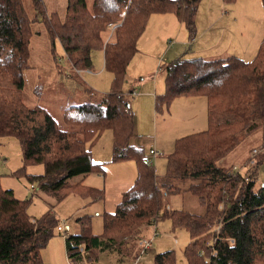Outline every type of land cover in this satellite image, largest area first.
Returning a JSON list of instances; mask_svg holds the SVG:
<instances>
[{
  "label": "trees",
  "instance_id": "1",
  "mask_svg": "<svg viewBox=\"0 0 264 264\" xmlns=\"http://www.w3.org/2000/svg\"><path fill=\"white\" fill-rule=\"evenodd\" d=\"M199 1L66 0L59 16L48 11L43 0H0V137H14L24 161L12 174L24 175L40 192L61 199L72 178L101 171L102 163L91 160L90 146L106 128L113 136L112 160L136 161L134 181L122 192L115 210L103 215L101 234L91 232L88 217L75 219L79 230L64 240L72 264H89L97 260L95 252L105 250L137 254L144 227L160 219H168L172 229L187 231L185 264H264V186L256 187L264 157L256 159L247 180L239 173L232 175L231 164L225 161L257 129L262 130L264 143V35L250 60L191 56L165 65L162 99L168 106L167 98L173 95L203 96L206 127L176 141L165 156L162 175L146 164L143 148L129 142L134 134L132 90L123 92L122 83L137 38L149 15L165 12L184 22L193 38ZM261 4L264 8V0ZM40 24L54 60L63 63L64 58L65 64L85 70L92 64V51L102 49L104 69L111 73L109 92L98 101L64 107L62 124L38 102L31 107L23 100V72ZM112 25L113 38L105 41ZM56 40L63 49L60 59L54 54ZM39 163L41 173H26L25 166ZM85 194L101 197L95 188H87ZM187 194L200 211L169 206L172 195ZM30 202L31 197L17 198L0 184V264H47L40 249L58 219L48 210L31 217ZM153 264H175L174 251L155 254Z\"/></svg>",
  "mask_w": 264,
  "mask_h": 264
},
{
  "label": "rangeland",
  "instance_id": "2",
  "mask_svg": "<svg viewBox=\"0 0 264 264\" xmlns=\"http://www.w3.org/2000/svg\"><path fill=\"white\" fill-rule=\"evenodd\" d=\"M43 1L48 11H55L59 16L64 14L66 0ZM245 2L249 4L247 10H244ZM32 14L33 11L30 15ZM156 15H149L143 32L137 38V50L127 65L122 90H133L129 100L133 113L134 134L129 142L139 144L145 156L150 147L156 148L161 156L156 159L154 169L158 174H163L165 156L174 150L176 141L182 136L203 130L206 126L203 96L197 99L173 95V98H167L169 103L166 105L167 101L162 99L165 92V65L181 57L202 56L207 60L229 55L240 57L242 53H238L239 50L242 52L245 49L246 53L241 55L243 59H252L256 50L253 52L251 48L253 45L257 46L264 35V8L261 0H235L223 6L215 0H202L195 12L194 36L191 39L185 23L175 15L174 22L169 18L171 14ZM115 27L116 25H112L107 29L104 40L113 38ZM39 30L41 33L31 39L29 66L23 72V97L31 107L37 102L41 104L52 113L59 124H62L64 107L98 101L102 93L109 92L111 73L104 69L102 49L92 51L91 71L79 69L77 72L71 70L68 62L65 64L64 58L63 63L54 60L41 24L38 26ZM54 51L60 59L63 49L58 40L55 41ZM75 76L79 77L73 79ZM36 90L40 92L39 95L35 93ZM152 92H155V95H152ZM186 101L195 103L190 107ZM262 145V130L257 129L248 135L246 140L237 146V151L232 153L234 155L230 158L227 156L225 161L231 164L230 169L235 164H244L250 176L256 159L264 157V150L250 157L252 149ZM90 155L94 163H102V170L95 169L85 176L72 178L71 185L67 187L63 197L56 200L40 192L36 184L33 185L37 190L32 189L31 183L24 175L12 174L24 164L22 150L14 137H0L1 188H12L17 198L31 197L32 202L27 208L30 215H42L48 210L56 219L69 223L73 233L79 230L75 219L86 216L90 220L91 232L101 234L103 215L115 210L122 192L133 183L137 168L134 159L112 160L113 136L108 128L102 130L93 141ZM245 156H248L247 159ZM251 160L254 161L252 164ZM25 171L39 174L43 171V165H27ZM261 185L264 186V159L257 169L256 187ZM87 188L98 189L101 191V197L94 199L86 195ZM172 197L169 202L171 208L187 212L200 211L192 196L187 194ZM160 221L161 219L156 225L157 234L153 236L150 247L144 253L139 251L135 254L134 250L130 255H126L116 250L94 251L97 260L88 263L133 264L138 259L137 264H153L155 254L173 250L175 264H185L183 248L189 239L187 231L184 228L172 229L168 219H163L162 223H159ZM151 232L152 227L145 226L140 238L149 237ZM138 242L137 247L140 248ZM40 256L47 264H69L64 236L56 230V226L41 247Z\"/></svg>",
  "mask_w": 264,
  "mask_h": 264
},
{
  "label": "built area",
  "instance_id": "3",
  "mask_svg": "<svg viewBox=\"0 0 264 264\" xmlns=\"http://www.w3.org/2000/svg\"><path fill=\"white\" fill-rule=\"evenodd\" d=\"M71 70H74L77 72L79 71V69L75 67H71ZM262 150H264V143L262 146H259L258 148H253L250 157H254V155L258 153V151H262ZM159 155L160 153L156 148L150 147L148 150L147 156H145L144 158L146 164L154 168L156 159L159 157ZM253 162H254L253 160L250 161L251 164ZM245 169H246V166L244 164H235L230 169V173L232 175L239 173L242 175V177L245 180H247L249 178V174H248L247 169L246 170ZM31 188L34 190L35 189L37 190V188H35L33 184H31ZM31 194H33V192ZM167 208H169V206H167ZM157 224L158 222L154 221L152 225H150V227H152V232L149 237H143L139 240L138 244L140 246V250H139L140 253H144L150 247L153 236L157 234V231H156ZM56 230L64 236V240L67 238L68 235L73 233L70 225L65 223L64 221H61L60 219L58 220V223L56 225ZM81 250H82V247H80V251ZM137 261L138 259H136L133 264H137ZM69 264H72V262L69 261ZM89 264H95V263H89Z\"/></svg>",
  "mask_w": 264,
  "mask_h": 264
},
{
  "label": "crops",
  "instance_id": "4",
  "mask_svg": "<svg viewBox=\"0 0 264 264\" xmlns=\"http://www.w3.org/2000/svg\"><path fill=\"white\" fill-rule=\"evenodd\" d=\"M200 1H202V0H200ZM200 1H199V3H198V7H199V5H200ZM216 1V3L218 4V2H219V4H221L222 6L223 5H225V2L223 1V0H215ZM237 2V1H236ZM229 4V3H228ZM248 5L249 4H247V2H245V7H244V10H247L248 9ZM153 14H157L156 16H161V15H163V14H171V15H169V18H171V22H174L175 21V16H174V14L173 13H171V12H165V13H152L151 15H153ZM171 16V17H170ZM173 20V21H172ZM159 24H161V22L159 21ZM262 39V38H261ZM109 40V39H108ZM105 41H107V40H105ZM259 41H261V40H259ZM259 43L260 42H258V45L257 46H252V50L251 51H257V49H258V46H259ZM256 47V48H255ZM245 51V52H244ZM246 51H247V49H245V50H242V52L239 50V52L238 53H246ZM256 51H255V54H256ZM241 54V55H242ZM254 54V55H255ZM215 55V54H214ZM240 55V58L242 57ZM245 55V54H244ZM213 56V55H212ZM230 56V55H229ZM200 57H202V56H200ZM217 57H219V56H217ZM243 58V57H242ZM91 63H92V61H91ZM86 70H89V71H91V68H88V69H85L84 71H86ZM83 71V72H84ZM132 90V89H131ZM133 91V90H132ZM131 94V93H130ZM152 95H155V92H152ZM130 97V96H129ZM185 98V97H184ZM190 98H200V96H190ZM189 99V98H188ZM23 100H24V97H23ZM187 100V99H186ZM25 101V100H24ZM26 103V102H25ZM195 103V101L194 102H192V103H189V101H186V104H189V106L190 107H193V104ZM204 106V109H205V115H206V103H205V101H204V104H203ZM130 109H131V106H130ZM132 111V110H131ZM206 127V126H205ZM205 129V128H204ZM200 131V130H199ZM133 145H135V146H140L139 144H136V143H132ZM161 156V154L159 155V157ZM102 170V169H101ZM100 171V170H99ZM154 172H155V169H154ZM155 174L156 175H162V174H158L157 172H155ZM12 189V188H11ZM13 190V189H12ZM13 193H14V191H13ZM26 196V195H25ZM173 198V197H172ZM32 202V201H31ZM172 202V201H171ZM47 208V207H46ZM46 208H44V209H46ZM45 211V210H44ZM54 213H55V211H54V209L52 210ZM42 214V213H41ZM30 215V214H29ZM31 217H38V216H40V215H38V216H34V215H30ZM162 221V220H161ZM159 222V223H162V222ZM67 223V222H66ZM67 224H69V223H67ZM70 225V224H69ZM71 227V226H70ZM72 229V228H71Z\"/></svg>",
  "mask_w": 264,
  "mask_h": 264
}]
</instances>
